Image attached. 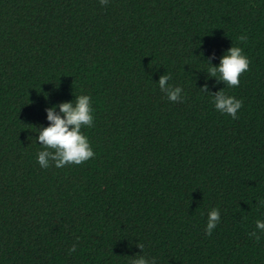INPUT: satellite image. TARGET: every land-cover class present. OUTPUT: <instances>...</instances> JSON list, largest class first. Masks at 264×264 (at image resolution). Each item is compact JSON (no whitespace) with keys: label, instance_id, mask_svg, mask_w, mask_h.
<instances>
[{"label":"trees","instance_id":"obj_1","mask_svg":"<svg viewBox=\"0 0 264 264\" xmlns=\"http://www.w3.org/2000/svg\"><path fill=\"white\" fill-rule=\"evenodd\" d=\"M232 46L250 65L229 88L208 67ZM223 88L236 119L212 103ZM82 94L95 156L41 168L47 109ZM259 200L264 0H0V264H264Z\"/></svg>","mask_w":264,"mask_h":264},{"label":"clouds","instance_id":"obj_2","mask_svg":"<svg viewBox=\"0 0 264 264\" xmlns=\"http://www.w3.org/2000/svg\"><path fill=\"white\" fill-rule=\"evenodd\" d=\"M100 4L106 5L109 0H99ZM243 42L247 36L241 34L238 38ZM250 60L239 46H232L227 50L219 65H210L209 74L223 81L227 87L239 86V77L249 69ZM171 74L162 75L158 81L159 89L166 94L169 101L177 102L184 99L183 88L173 86L169 81ZM212 103L221 114L230 115L233 119L238 117V110L243 106V101L230 95L224 88L211 97ZM90 95L82 94L76 96L74 102H62L57 106L47 109V120L50 124L39 130L36 138L40 142L41 150L37 152L36 160L41 168H48L54 165L56 168H63L66 165H79L95 156V152L88 137L81 131L84 127H92L94 124L95 109L92 106ZM258 205L264 207V200L257 201ZM219 208H212L207 214L205 232L211 235L220 222ZM256 230L249 233L250 237L260 239L264 234V219L255 221ZM144 247L143 244L140 245ZM76 244L68 250L71 254L75 252ZM131 264H150L145 256H139L132 260ZM151 264H156L155 258Z\"/></svg>","mask_w":264,"mask_h":264}]
</instances>
